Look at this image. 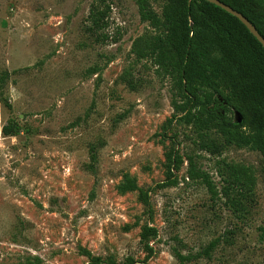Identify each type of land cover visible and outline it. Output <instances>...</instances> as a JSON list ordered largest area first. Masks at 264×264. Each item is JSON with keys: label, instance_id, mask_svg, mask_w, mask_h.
I'll return each instance as SVG.
<instances>
[{"label": "rangeland", "instance_id": "rangeland-1", "mask_svg": "<svg viewBox=\"0 0 264 264\" xmlns=\"http://www.w3.org/2000/svg\"><path fill=\"white\" fill-rule=\"evenodd\" d=\"M148 2L161 16L165 0ZM93 5L109 10L90 30ZM151 30L136 0H0V264H127L146 242L145 264H264L262 157L233 145L210 154L201 143L220 140L215 131L169 123L172 100L183 101L176 83L133 50ZM10 121L20 131L4 136ZM169 151L177 183L155 188ZM190 156L219 191L223 162L252 167L242 209L211 199L188 174ZM127 179L150 189L148 205L119 189ZM146 224L157 234L142 240ZM214 239L210 257H175Z\"/></svg>", "mask_w": 264, "mask_h": 264}, {"label": "trees", "instance_id": "trees-1", "mask_svg": "<svg viewBox=\"0 0 264 264\" xmlns=\"http://www.w3.org/2000/svg\"><path fill=\"white\" fill-rule=\"evenodd\" d=\"M220 1L242 13L264 38V0ZM136 3L140 19L152 30L138 38L133 50L139 58L150 60L171 76L183 98V101L172 100L175 113L169 123L177 120L193 125L200 137L215 131L220 140L206 138L201 143V148L210 154L218 155L231 145L257 151L262 157L264 173V48L261 43L237 17L206 0H165L161 16L150 8L148 0H136ZM108 10V5L103 8L93 5L90 30L106 25L103 20ZM231 108L238 112L239 120L233 119ZM19 131L15 121L1 127L4 136ZM165 158L167 174L155 188L177 183L172 166L176 165L178 155L169 151ZM189 165V176L200 179L211 199H218L221 193L225 203L240 209L241 200L248 198L256 185L251 166L224 162L219 165L218 174L224 181L219 191L206 171L194 167L192 156ZM119 189L137 190L138 199L149 204L150 189L138 187L135 181L127 179ZM262 231L264 234V228ZM156 234V227L146 224L140 237L146 240ZM217 243L218 239H214L193 255H183L175 249V257L180 263L196 256L210 257ZM145 250L144 259L137 261L128 257L127 264H145L153 254L148 242ZM89 260L91 264H115L113 259L100 256L89 255Z\"/></svg>", "mask_w": 264, "mask_h": 264}, {"label": "water", "instance_id": "water-1", "mask_svg": "<svg viewBox=\"0 0 264 264\" xmlns=\"http://www.w3.org/2000/svg\"><path fill=\"white\" fill-rule=\"evenodd\" d=\"M210 3H213L225 11L229 12L230 14L237 17L246 27L247 29L254 35V37L261 43V45L264 48V38L261 36V34L257 31L255 26L240 12L232 8L231 6L221 2L220 0H206Z\"/></svg>", "mask_w": 264, "mask_h": 264}]
</instances>
